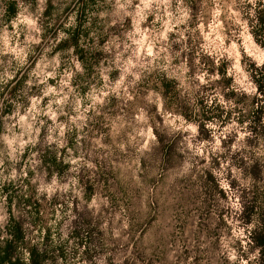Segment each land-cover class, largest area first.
<instances>
[{
	"label": "rangeland",
	"instance_id": "obj_1",
	"mask_svg": "<svg viewBox=\"0 0 264 264\" xmlns=\"http://www.w3.org/2000/svg\"><path fill=\"white\" fill-rule=\"evenodd\" d=\"M257 17L264 0H0V245L13 217L26 264L33 246L45 264H136L155 227L185 264H209L217 231L232 264H258L257 220H243L264 194ZM79 24L77 48L63 44ZM155 133L174 138L167 161ZM205 172L225 195L208 210L193 185Z\"/></svg>",
	"mask_w": 264,
	"mask_h": 264
},
{
	"label": "trees",
	"instance_id": "obj_2",
	"mask_svg": "<svg viewBox=\"0 0 264 264\" xmlns=\"http://www.w3.org/2000/svg\"><path fill=\"white\" fill-rule=\"evenodd\" d=\"M14 4L9 5L8 13L12 16L15 14ZM77 8V9H76ZM78 17L83 16L86 13V7L84 5H78L75 7ZM52 14L51 4L48 3L46 6L44 17H50ZM259 29L254 33L256 40L264 46V18L257 17L256 19ZM46 22L43 23L45 29ZM58 26L55 25V27ZM49 31L48 28L45 31ZM81 24H79L63 41V44L68 46H73L77 48L78 39L80 36ZM252 79L257 84L258 92L264 93V74L259 73L258 69L252 72ZM264 98V96H263ZM262 101L260 99H254L252 102V115L249 117V122L251 124L252 135L255 137H260L264 131L263 123V111L264 105H261ZM206 122V121H205ZM207 123H201L200 128L207 127ZM207 131V130H206ZM210 132L209 130L207 131ZM156 138L154 140L155 145L154 151L157 152V155H160L163 158V161H167V158L170 155L172 149H174V138L170 135L159 136L158 133H155ZM214 164H217L215 159L212 160ZM252 177L258 178L259 171L257 168H254L251 172ZM194 188L197 187V190L203 194V206L205 210H208L210 202L214 199L215 193H218L221 198H224V192L221 189L219 182L215 175L211 172H205L201 177H198L193 182ZM257 200L251 203L243 211V220L247 223L257 220V226L254 230L250 241L247 244V247L250 251L258 253V264H264V194H261L256 198ZM183 202L188 203L189 198L185 197L182 199ZM29 202V201H28ZM225 225L224 218L221 219L218 224V228ZM207 226L204 224H199L197 232H205ZM9 234L11 235V241L7 242L5 246L0 245V264H26L22 262V258L18 256L17 249L23 248L25 242V234L23 227L20 222L16 221L13 217L10 219V226L8 228ZM214 232L210 233L212 239L211 246L207 249L208 256L210 258L209 264H232L226 254L223 253L220 248V235ZM48 233H46L45 239H48ZM170 234L160 231L155 227H151L149 230V236L145 241V245L142 248V253L138 262L136 264H185L186 261L190 258V252L188 250L183 251L181 255H175L172 253V249L169 247V238ZM1 243V241H0ZM239 244V242H238ZM30 262L28 264H45L48 260L52 258L49 251H40L36 246L29 248ZM59 254H63L62 247L58 249ZM240 250L243 251V247L240 243ZM197 249H195V252ZM199 260V259H198ZM197 258L192 259V263L195 264Z\"/></svg>",
	"mask_w": 264,
	"mask_h": 264
},
{
	"label": "clouds",
	"instance_id": "obj_3",
	"mask_svg": "<svg viewBox=\"0 0 264 264\" xmlns=\"http://www.w3.org/2000/svg\"><path fill=\"white\" fill-rule=\"evenodd\" d=\"M129 2H130V0H129ZM159 2L167 3L168 0H159ZM168 30H170V29H168ZM138 43H140V42H138ZM140 47H141L142 50H144V51L146 52V55H147V56H152V55H153L152 48H151L150 46L145 48V46L141 43V44H140ZM129 63L131 64V61H129ZM137 78H138V77H137ZM202 79H203V78L201 77V80H202ZM189 127L192 128V131H193V132H195V128H194L193 126L189 125ZM232 258L235 259L234 256H233Z\"/></svg>",
	"mask_w": 264,
	"mask_h": 264
}]
</instances>
